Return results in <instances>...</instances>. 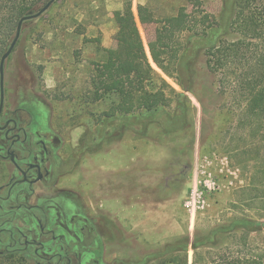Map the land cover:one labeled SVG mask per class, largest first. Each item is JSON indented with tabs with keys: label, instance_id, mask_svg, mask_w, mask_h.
<instances>
[{
	"label": "rangeland",
	"instance_id": "obj_1",
	"mask_svg": "<svg viewBox=\"0 0 264 264\" xmlns=\"http://www.w3.org/2000/svg\"><path fill=\"white\" fill-rule=\"evenodd\" d=\"M14 1L8 0L6 7ZM34 1L26 14L37 12L48 0L26 3ZM138 5L154 17L183 10L194 22V30L202 32L217 24L223 0H54L41 15L22 23L20 36L4 62L3 111L19 108L25 117L30 113L28 130H39L32 133L33 139L42 134L58 136L55 151L61 158L62 174L56 186L35 184L30 195L21 193L25 184L15 186L12 195L18 199L11 202L14 208L5 216L12 218L5 222L0 211V223L9 228L24 225L21 218L27 211L16 207L19 201L47 206L52 202L42 199L54 198L62 202V210H75L72 201L65 203L61 192L65 190L88 211L100 232L94 239L99 249L94 264H174L175 253L154 254L177 238L202 240L217 225L241 216L256 217L257 208H263L259 202L254 204L256 209L240 205L248 196L244 191L250 176L247 154L235 131L234 102L219 93L217 75L207 68L204 49L188 55L180 71L165 74L154 64L148 47L160 24H142ZM125 6L132 8L156 72L151 80L136 81L135 112L161 108L172 114L175 94L183 91L190 102L188 125L173 136L164 134L157 124L145 135L127 130L97 151H84L81 140L92 137L97 116L112 101L95 99L91 73L96 63L116 49ZM204 15L208 19L203 22ZM191 32L165 37L177 58ZM223 37L232 40L236 35L227 27ZM0 145V154L5 155L2 140ZM12 175L18 172L7 158L0 157V185ZM233 234L216 235L220 239L216 247L200 249L205 258L212 250L213 257L239 250L242 234ZM247 246L254 254L264 252V230L250 233ZM193 252L189 246L187 264H192ZM176 254L180 263L182 252ZM7 262L32 264L21 253Z\"/></svg>",
	"mask_w": 264,
	"mask_h": 264
},
{
	"label": "trees",
	"instance_id": "obj_2",
	"mask_svg": "<svg viewBox=\"0 0 264 264\" xmlns=\"http://www.w3.org/2000/svg\"><path fill=\"white\" fill-rule=\"evenodd\" d=\"M35 2L27 4L26 0H15L12 7H6L8 0H0V59L9 46L18 20ZM137 13L142 24H160L154 39L148 41V47L154 64L165 74L171 75L173 69L180 71L187 64L188 55L204 49L207 68L217 75L219 93L235 104V131L242 138L243 152L247 154L245 164L250 176L244 191L248 192V196L240 205L250 209H256L254 204L257 202L263 205V208H257L256 217L241 216L227 224H219L202 240L195 237L190 242L188 236L177 238L154 255L163 257L173 252L174 264H187L186 253L191 246L194 251L192 264H264V252L254 254L247 246L250 233L264 230V0H223L217 24L212 23L202 32L194 30V22L183 10L172 16L154 17L146 7L138 5ZM201 19L204 22L208 17L204 15ZM227 27L236 35L235 39L223 37ZM184 31H192V34L180 58H177V52L171 49L172 43L165 37ZM155 73L132 8L125 6L116 35V49L96 63L91 73L95 99L112 101L97 116L92 137L81 140V150L97 151L104 142L121 138L127 130L145 135L153 124L160 125L164 134L170 136L186 128L190 102L183 91L175 94L172 114L161 108L135 112L136 81L151 80ZM230 231L234 234L241 232L240 249L230 254L215 253L216 257L212 255L214 250L208 251L205 258L200 249L216 247L220 243L216 235ZM180 252L182 259L178 263L179 255L176 253ZM15 254L0 252V264H8L7 261Z\"/></svg>",
	"mask_w": 264,
	"mask_h": 264
},
{
	"label": "flooded vegetation",
	"instance_id": "obj_3",
	"mask_svg": "<svg viewBox=\"0 0 264 264\" xmlns=\"http://www.w3.org/2000/svg\"><path fill=\"white\" fill-rule=\"evenodd\" d=\"M29 117L30 113L25 117L19 108L9 111L2 108L0 113V140L5 145V155L0 154V157L7 158L18 172L0 185L3 217L13 210L11 202L18 199L17 194L12 195L15 186L25 184L21 193L30 195L35 184L45 182L48 186H56L62 174L59 167L61 158L55 151L59 146L58 136L48 138L42 134L33 139L32 133L39 130H28L32 126ZM61 192L65 203L72 201L75 210H62V202L54 198L42 199L43 202H52L48 207L19 201L16 207L23 206L27 211L21 218L24 225L9 228L0 223V252L21 253L32 264H94V255L99 253L94 239L100 237V232L93 218H89L88 211H83L81 204L69 197V192ZM11 218L5 217L4 221Z\"/></svg>",
	"mask_w": 264,
	"mask_h": 264
},
{
	"label": "water",
	"instance_id": "obj_4",
	"mask_svg": "<svg viewBox=\"0 0 264 264\" xmlns=\"http://www.w3.org/2000/svg\"><path fill=\"white\" fill-rule=\"evenodd\" d=\"M54 0H48L37 12L35 13H28L20 17V19L17 22L16 30L13 39L11 40L7 50L3 53L0 59V113L3 108L4 103V62L5 59L8 57V55L13 50L21 32L22 23L26 20L33 19L41 15L53 2ZM1 128V127H0ZM11 160L14 161L13 156L11 157Z\"/></svg>",
	"mask_w": 264,
	"mask_h": 264
}]
</instances>
